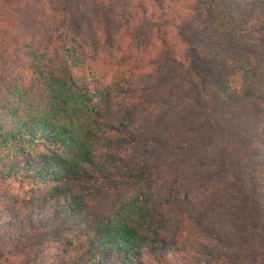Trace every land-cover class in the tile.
<instances>
[{
    "label": "trees",
    "instance_id": "16d2710c",
    "mask_svg": "<svg viewBox=\"0 0 264 264\" xmlns=\"http://www.w3.org/2000/svg\"><path fill=\"white\" fill-rule=\"evenodd\" d=\"M0 264H264V0H0Z\"/></svg>",
    "mask_w": 264,
    "mask_h": 264
},
{
    "label": "rangeland",
    "instance_id": "374dc122",
    "mask_svg": "<svg viewBox=\"0 0 264 264\" xmlns=\"http://www.w3.org/2000/svg\"><path fill=\"white\" fill-rule=\"evenodd\" d=\"M217 151H218V145H214L212 147H208L205 150L202 151V154L204 155V160H206L207 162H209L212 166H214L217 162ZM223 177L217 176L215 181H214V185L215 187L218 188V190H222L225 187V184L223 185ZM208 187H210V184H207ZM223 185V188L220 189ZM220 193L223 194V191H220ZM204 239L207 241V245L208 246H214L216 245L214 242H211L209 239H206L204 237Z\"/></svg>",
    "mask_w": 264,
    "mask_h": 264
}]
</instances>
